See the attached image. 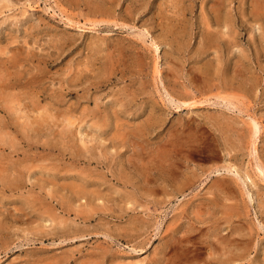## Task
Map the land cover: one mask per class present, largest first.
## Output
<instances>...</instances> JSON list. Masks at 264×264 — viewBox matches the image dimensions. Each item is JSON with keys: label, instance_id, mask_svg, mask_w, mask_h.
Masks as SVG:
<instances>
[{"label": "rangeland", "instance_id": "374dc122", "mask_svg": "<svg viewBox=\"0 0 264 264\" xmlns=\"http://www.w3.org/2000/svg\"><path fill=\"white\" fill-rule=\"evenodd\" d=\"M0 264H264V0H0Z\"/></svg>", "mask_w": 264, "mask_h": 264}]
</instances>
